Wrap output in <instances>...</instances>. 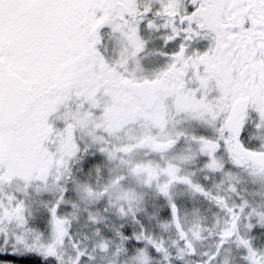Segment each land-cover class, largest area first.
Returning <instances> with one entry per match:
<instances>
[{
    "label": "snow or ice",
    "instance_id": "snow-or-ice-1",
    "mask_svg": "<svg viewBox=\"0 0 264 264\" xmlns=\"http://www.w3.org/2000/svg\"><path fill=\"white\" fill-rule=\"evenodd\" d=\"M0 264H264V0H0Z\"/></svg>",
    "mask_w": 264,
    "mask_h": 264
},
{
    "label": "rangeland",
    "instance_id": "rangeland-1",
    "mask_svg": "<svg viewBox=\"0 0 264 264\" xmlns=\"http://www.w3.org/2000/svg\"><path fill=\"white\" fill-rule=\"evenodd\" d=\"M188 222H189V223L191 222V217H189ZM161 231H164V230L161 229ZM165 235H166V236L169 238V240H170V239L172 238V235H173L172 230H171V229L167 230V232L165 233Z\"/></svg>",
    "mask_w": 264,
    "mask_h": 264
}]
</instances>
